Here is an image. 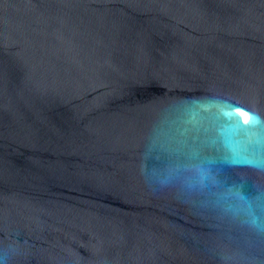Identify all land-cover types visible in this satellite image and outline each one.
Segmentation results:
<instances>
[{
	"label": "water",
	"instance_id": "1",
	"mask_svg": "<svg viewBox=\"0 0 264 264\" xmlns=\"http://www.w3.org/2000/svg\"><path fill=\"white\" fill-rule=\"evenodd\" d=\"M0 264H264V0H0Z\"/></svg>",
	"mask_w": 264,
	"mask_h": 264
},
{
	"label": "snow or ice",
	"instance_id": "2",
	"mask_svg": "<svg viewBox=\"0 0 264 264\" xmlns=\"http://www.w3.org/2000/svg\"><path fill=\"white\" fill-rule=\"evenodd\" d=\"M236 107H242V106H240V105H236ZM250 111V110H249ZM237 119V122L239 123L240 121H239V118L237 117L236 118ZM256 122H258V120L256 121ZM227 162V161H226ZM233 163H234V161H232Z\"/></svg>",
	"mask_w": 264,
	"mask_h": 264
}]
</instances>
